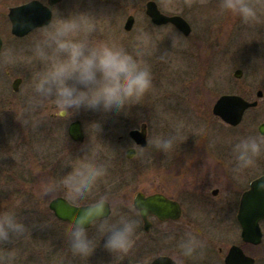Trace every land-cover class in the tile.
I'll return each instance as SVG.
<instances>
[{"label": "rangeland", "instance_id": "1", "mask_svg": "<svg viewBox=\"0 0 264 264\" xmlns=\"http://www.w3.org/2000/svg\"><path fill=\"white\" fill-rule=\"evenodd\" d=\"M147 1L64 0L55 7L53 20L58 13L66 17L69 12H90V23L94 25V30H82L75 34V38L103 40L128 51L137 46L147 48L148 54L143 59L150 66L152 87L142 100L152 104L153 109L148 115L156 124V136L162 115L169 130L168 135L173 134V131L187 132L191 129H195L197 133L193 135L196 136L206 133L210 146L207 152L202 150L203 155L201 152L197 165H220L213 159L218 154L211 143L214 136L222 137L224 131L227 135L223 138L227 140L229 136L231 143L229 146L224 139L221 148L230 151V165H235L231 145L241 132L247 130L246 126L258 131L259 125L264 122V96L259 101V107L249 110L243 123L237 127L231 125L233 128L214 116L212 109L222 95L250 96L249 99L253 100L257 98L259 90L264 92V0H250L256 16L248 22L242 21L237 15L222 12L220 0H154L165 13L183 16L192 27L189 35H184L180 30L176 33L170 28L148 27L145 12ZM17 2L19 0H0V34L4 42L0 56V212L14 211L28 226V230L7 244H0V261L3 264L102 263L106 260L107 252L102 250L103 237L95 226L88 230L97 248L93 255L81 258L71 253L67 243L71 226L58 222L49 210L52 193L47 196L42 194V186L51 179V165H37V170L30 165L36 161L35 157H39L43 164L48 163L54 151L53 140L57 142L63 136L67 138L69 122H64L63 126L50 119L48 109L44 110L47 103L41 101L32 89L36 74L49 67L48 63L36 58L32 51L34 41L40 38L45 28L24 37L14 36L8 12ZM129 15L135 17L131 32L125 29ZM199 61H204L205 66L208 64L206 70L198 68ZM237 70L242 71L241 78L235 77ZM17 78L22 79V82L18 91H14L13 82ZM143 117L141 114L140 119L144 120ZM91 123L85 122L87 140L77 145L81 147L80 152L97 147L99 144L95 140L105 135L103 126L114 124L111 121L98 122L102 128L100 132ZM70 146L72 149L66 157L69 165L59 166L63 172L61 176L70 167L78 166L85 160L76 145L74 148ZM178 151H181L179 144L169 155ZM105 166L107 173L95 186L102 187V193L91 192L79 203L116 195L111 190L116 189L118 182L113 180L117 176L107 175L111 167ZM157 174L155 169H151L144 177L153 180L158 177ZM16 177H19L18 182L14 181ZM34 179L33 183L37 185L35 191L31 186ZM30 191L42 196L44 201L35 204L29 197ZM130 209L131 201H116L109 217L110 222L115 223V220L120 219L119 216H126L123 211Z\"/></svg>", "mask_w": 264, "mask_h": 264}, {"label": "flooded vegetation", "instance_id": "2", "mask_svg": "<svg viewBox=\"0 0 264 264\" xmlns=\"http://www.w3.org/2000/svg\"><path fill=\"white\" fill-rule=\"evenodd\" d=\"M63 1L51 3V0H19L15 6L21 7L31 3H41L50 9L51 23L55 7ZM154 2H156L162 13L169 16L179 15L165 13L159 3L157 1ZM134 26L135 21L130 32ZM150 26L156 29L161 27L170 28L179 33L178 28L173 24L156 25L148 16V27ZM44 28L46 27L36 28L31 33ZM88 41L99 40L90 38ZM132 52L133 50L129 51V54H132ZM203 62H198V68L206 70L208 64L206 63L205 66ZM249 97L246 98L249 101L257 100L256 98L251 100ZM259 101L260 99L256 106L248 108L245 114L249 110L257 109L260 104ZM147 102L142 100L139 105L131 107L126 113L122 112L112 116H107L103 112L85 111L82 109L71 120L57 117L55 110L50 105L44 106V110L48 109L49 111L48 117L50 119L62 123L63 126L64 122H69L67 138L63 136L57 142L53 140L55 142L52 148L54 151L52 156H50V160H47L48 163L43 164L39 161V157H35L36 161L30 164L34 170H37V165H51L49 167L50 180L59 181L63 173L59 166L69 165L68 162L66 163V157L69 155V150L72 149L70 145L74 148L78 144L81 145L86 142V121H109V123L111 121L114 123L103 126L105 135L95 140V143L99 144L97 147L95 146L87 152L85 150L80 152L81 147L77 146V151L82 154L81 157H84L85 160L91 157L97 163L111 167H109L110 170H108L107 175H116L117 177L113 182L118 183L116 184V189L111 190L112 192L115 191L116 195L114 197L106 195L107 202H109L111 207L110 216L113 213V205L116 201H122L123 203H130L131 201L132 209L124 210L123 212L127 214L126 216L138 219L139 226L133 237L132 247L126 254H110L102 248V250L107 252V257L104 262L98 264H155L158 259H162L159 264H176L177 259L182 260L183 264H263L264 219L258 222L261 232L260 240L256 241L257 238H255V241L247 240L239 219V212L244 194L251 188L254 181L264 176V153L257 158L255 165L251 168L237 170L235 165H230V151L221 148L222 140H226L223 136L227 135L223 131V136H214V141L211 143L214 152L218 154L213 159L220 165H197L201 152L203 155L204 150H206L205 152L208 151L210 142L206 133L196 136L195 134L193 135V133H197L195 129H191L187 132L173 131V134L179 133L180 140L177 144H179L181 151L180 153L178 151L172 155H169V153L165 155L150 146L157 132L156 129L154 130L156 124L148 115V112L152 111L153 107L151 103ZM141 114L144 116V120L140 119ZM245 114L240 124L243 123ZM162 117L163 115L161 120H159L160 130L158 136L168 135L169 132ZM217 118L221 119L218 116ZM76 122L79 123L84 136L82 142L74 140L69 133L71 125ZM224 123L227 124L226 122ZM227 126L232 127L229 124ZM143 127H145L146 135L145 145L137 142L131 135V131L142 130ZM246 128L247 130L241 132L240 137L256 135L257 132L264 134V122L259 125L258 131L251 129L249 125ZM228 139L229 136H227L226 141L230 146L231 142ZM93 149L95 150L94 156L92 155ZM135 153L140 154L136 155ZM218 158L221 159L217 160ZM151 169H155L158 172V177L148 180L149 178L144 176ZM18 178L16 177L14 181L18 182ZM34 181L35 179L32 181L31 186H33L32 190L35 191L37 185L33 183ZM102 191V187H97L92 192L98 194L102 193ZM23 192L27 191L24 190ZM139 195H142L144 199L151 196H159V203L146 202L144 205L146 208L145 216L135 205ZM51 196L48 203L49 210L58 222L70 226H72L71 222L58 218L55 212L50 209V202L53 199L63 197L78 206L97 202L75 203L70 199L63 187H59ZM29 197L30 199L32 198L31 200L35 204L44 201L42 196L37 195L36 192L33 193V191L29 194ZM156 208L159 214L153 212V209ZM137 212L140 213L139 216L136 215ZM116 222L117 220H115ZM189 234L203 242L204 250L202 256L198 255L193 259H185L179 256L177 242ZM72 264H75V262H72Z\"/></svg>", "mask_w": 264, "mask_h": 264}, {"label": "clouds", "instance_id": "3", "mask_svg": "<svg viewBox=\"0 0 264 264\" xmlns=\"http://www.w3.org/2000/svg\"><path fill=\"white\" fill-rule=\"evenodd\" d=\"M220 9L239 16L244 22L256 16L250 0H220ZM91 16L90 12L81 11L69 12L66 17L58 13L32 45L34 56L49 64L45 71L36 74L32 89L59 118L71 120L82 109L103 112L107 116L126 113L139 105L152 87L150 66L143 59L148 54L147 48L137 46L129 54L127 49L103 40L75 38L82 30H94ZM91 125L102 132L98 122ZM178 140L179 133L159 135L153 138L150 146L167 155ZM231 151L237 170L251 168L264 153V134L257 132L239 137L231 145ZM106 171L104 164L90 157L78 166L70 167L59 181L46 182L42 194L47 196L63 187L71 200L83 201ZM261 188L264 189V184ZM109 217L107 197H101L93 207L75 217L67 235L68 247L74 256L89 258L96 251L95 241L88 233L91 226L102 235L103 248L108 253L126 254L131 249L139 220L121 216L116 223H111ZM27 230L28 226L14 211L0 212V244L23 236ZM177 249L180 257L193 259L203 255L204 245L189 234L177 242ZM176 264H183V261L177 259Z\"/></svg>", "mask_w": 264, "mask_h": 264}, {"label": "water", "instance_id": "4", "mask_svg": "<svg viewBox=\"0 0 264 264\" xmlns=\"http://www.w3.org/2000/svg\"><path fill=\"white\" fill-rule=\"evenodd\" d=\"M60 0H51V3H57ZM146 13L151 18L152 22L158 25L173 23L178 27L185 35L191 33V27L189 23L180 15L167 16L163 14L156 2L149 1L146 5ZM9 19L11 21V31L12 34L17 37H23L30 33L33 29L37 27L46 26L51 21V11L46 6L41 3H31L21 7H12L9 10ZM134 16L130 15L126 21L125 29L131 30L134 24ZM3 41L0 36V53L2 50ZM235 77L241 78L242 71L237 70L234 73ZM22 79L17 78L13 82L14 91H18L19 85ZM257 97H263V92L260 90L257 93ZM258 101L250 102L244 99L240 95L236 94H226L219 97L213 106V113L216 116L221 117L226 123L231 125H238L249 107L256 106ZM70 136L77 141H83V133L79 126V123H73L70 127ZM131 135L136 139L137 142L145 145L146 135L145 127L142 130H133ZM264 184V176H261L251 185V188L244 194L240 212L239 219L244 229V235L247 240L259 241L261 237V232L259 228V220L264 219V189L261 185ZM146 199V200H145ZM143 198L139 195L136 199V207L141 211L143 216H145L146 202H157L159 203V196H151L148 198ZM109 213H111V207L109 202ZM88 204L77 206L71 204L63 197H57L50 202V208L55 212L56 216L62 220L72 221L81 214L85 209L91 208L95 205ZM154 213L159 214L158 209H153ZM162 259H158L155 264H159Z\"/></svg>", "mask_w": 264, "mask_h": 264}]
</instances>
